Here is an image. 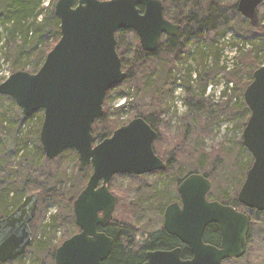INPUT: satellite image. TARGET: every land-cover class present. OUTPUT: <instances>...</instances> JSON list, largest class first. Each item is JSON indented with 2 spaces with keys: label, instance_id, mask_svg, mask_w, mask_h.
<instances>
[{
  "label": "water",
  "instance_id": "obj_1",
  "mask_svg": "<svg viewBox=\"0 0 264 264\" xmlns=\"http://www.w3.org/2000/svg\"><path fill=\"white\" fill-rule=\"evenodd\" d=\"M264 0H237V11L252 27L258 26L257 8ZM142 7L139 8V7ZM54 13L60 36L35 73L12 72L0 83V94L11 97L26 117L42 111L39 142L53 159L66 149L78 154V166L91 173L72 203L79 231L64 239L54 252L57 264H102L113 240L99 230L113 218L116 196L109 182L116 174L141 175L164 170L153 143L158 133L141 116L114 129L98 142L92 124L103 114L106 92L122 83L123 71L116 50L115 33L135 30L143 50L155 51L162 33L175 35L180 26L164 17L161 0H57ZM243 99L250 114L242 130V143L253 161L237 193L243 206L264 212V61L252 73ZM211 180L190 173L177 185L180 203H169L162 226L190 251L181 257L180 247L148 250L141 264H223L246 251L249 217L230 204L208 200ZM38 203L29 194L0 218V262L14 260L31 243L30 223ZM219 226V246L203 239L207 225Z\"/></svg>",
  "mask_w": 264,
  "mask_h": 264
},
{
  "label": "trees",
  "instance_id": "obj_2",
  "mask_svg": "<svg viewBox=\"0 0 264 264\" xmlns=\"http://www.w3.org/2000/svg\"><path fill=\"white\" fill-rule=\"evenodd\" d=\"M56 1L51 0L49 7L44 8L43 0H0V50H3L4 59L9 63L11 72L25 70L35 73L43 63L46 54L58 41L60 28L59 19L54 13ZM161 1L164 15L181 26L176 37L172 38L166 46L167 48L153 54H146L132 30L120 32L119 39L116 35V50L121 59L122 69L127 73L125 80L130 81L131 84L128 90H124V102L119 108H129L134 112L135 117H143L159 136L156 126L169 110L165 98L173 93L178 82L184 87V105L187 107L184 114L178 116L181 124L192 128L202 122L204 128L209 130L210 126L224 119L235 123L233 126L238 127L241 132L250 114L243 97L239 98L240 100H232L235 97L230 98L227 95V99L220 98L224 101L219 99L220 102L214 104L205 97L208 79L213 72L221 69L219 65L222 47L220 40L215 41V38L218 36L224 41L223 35L226 30H233L232 33L235 35L233 38L236 39L230 47L240 51L243 56L241 55L239 61H235L233 69L225 75L230 79L227 81L235 82L243 95L245 87L252 80L253 71L264 61V13L258 15V26L252 27L249 20L237 11V0L232 2H223V0ZM133 38L137 41L136 47L128 52V45L124 48V43L127 41L132 43ZM202 38L211 39L209 40L211 43L202 44L201 49L188 47V44ZM125 51L127 55L123 56ZM130 53H133L132 58L137 63L151 61V75L149 71H146L142 84L139 86L135 85L134 81L135 68H132L126 60L131 59L128 57ZM182 53L186 56L194 53L191 55L196 64L194 69L189 63L187 64ZM208 57H212L211 66L207 64ZM178 59L187 64L186 68L177 65ZM116 87L117 85L106 92L103 114L92 124V135L97 142L110 136V132L117 128V126L112 127V120L107 119L109 105L106 104L108 99L110 102L109 93ZM149 91L151 100L146 103V108H141L144 107L141 105L138 109L134 100L136 98L144 100ZM158 116H160L159 119ZM35 117L36 125L31 123ZM42 119L43 113L37 111L28 117L24 116L11 97L0 94V218L14 210L29 194L38 196L34 219L40 214L42 218L37 230L33 226L34 219L30 223L31 243L25 253L14 260L0 262V264H57L54 260L55 249L64 239L79 231L74 222L72 203L84 188L92 170L89 166L83 171L77 169L76 174L71 176L66 173L65 168L62 169L69 159L77 162L78 154L74 149H66L53 159L45 156L39 142ZM29 142H33V147L28 145ZM237 146V153L243 158L238 160L237 157L238 162L233 164V169L228 168L229 170L223 172L230 181H234L237 175L242 173L239 184L234 189L235 192L238 191L253 161L251 154L242 144L241 135L239 142L233 147ZM202 151L203 159L199 160L201 164V166L198 165L199 168L192 167L190 163H187V166L178 164V159L172 151L165 159L166 169L152 173L155 176L158 175L162 183L158 185L154 182V185L145 184L146 186L143 187H135V207H133L135 213L132 217L139 213L144 215L148 210H155L157 217L162 218L165 207L179 199L176 192L178 183L190 173H202L213 181V176H218L215 163L210 167V171H200V167L203 168L211 162L210 154L205 150ZM245 158L246 160L249 158V164H246ZM150 174H116L111 178L109 188L114 178L124 176L134 180ZM171 186L174 189H171ZM208 196L212 199V192H209ZM213 198L227 204L239 205L235 195L226 198L222 192V199L218 196ZM49 205L56 206L57 211L47 214ZM256 215L264 216V212L256 211ZM145 226L139 227L134 223L112 218L106 227H100L99 230L113 240L110 253L102 264H141L145 261V253L148 250H170L176 247H180L182 258L190 257L189 248L177 237L168 234L162 224L156 228ZM58 227H63L64 230L60 241L54 244L52 240ZM203 239L209 243L218 241L217 224L211 223L206 226Z\"/></svg>",
  "mask_w": 264,
  "mask_h": 264
},
{
  "label": "rangeland",
  "instance_id": "obj_3",
  "mask_svg": "<svg viewBox=\"0 0 264 264\" xmlns=\"http://www.w3.org/2000/svg\"><path fill=\"white\" fill-rule=\"evenodd\" d=\"M226 1L232 2L233 0H223V2ZM50 3L51 0H43L42 6L44 8L49 7ZM257 10H258V15L264 13V3H262L257 8ZM232 32L233 30L230 29L226 30V32L223 35L224 41H222V39L219 38L218 36L215 38V41L220 40L219 42L221 43V47H222V58L219 65L221 69L211 74V77L208 79L207 89L205 91V97L213 104L216 102H220L219 101L220 98L216 99L215 98L216 95L215 94L212 95V91L208 90L210 84L212 86L220 85L224 87V85H222L223 83L231 82L232 84L231 87L228 86L230 88L229 92L227 91L228 89L225 90L228 96H230V98L231 96L235 97L232 100H240L239 98L243 97V95L241 94V89L235 85V82L227 81L230 79H228V77L225 75V73H229L233 69L235 61L236 60L239 61V58L243 56L240 53V51H237L233 47H230L232 42H235L236 39L233 38L235 37V35ZM127 40L129 41L130 39L128 38ZM209 40L211 39L202 38L194 41V43L192 44H188V47L191 46L194 47V49L200 48L202 44L211 43V41ZM128 41L125 42L124 45L127 44L128 45L127 51L131 52L132 49L136 47L135 44H137V41L134 38L132 39V43ZM215 44L219 46L218 43ZM164 48L165 47H163L162 50ZM242 50L245 51V49ZM2 51L3 50H0V81L5 78V75L7 73L10 74L12 73L9 63L4 59V55ZM184 54L183 56L185 57L187 64L189 63L194 69L196 67V64H194V61L191 57V55H193L194 53L187 56ZM125 55H127L126 51L123 56ZM132 56L133 53H130L128 57H130L131 59L128 58L126 60L127 62H129L132 68H135L136 75L134 81H135V85L139 86L142 84V79L143 77H145L144 74L146 71H149L151 75V71H152L151 61L145 63L140 61L137 63L135 59L132 58ZM263 56H264V52H263ZM166 57L169 58V56ZM179 59L177 61V65L181 68L183 67L186 68L187 64H185L184 61L181 62V60ZM134 62H135V67H133ZM181 63H183V65ZM207 64L209 66L212 65V57L207 58ZM193 76H195V73H193ZM180 81L181 80L179 79V82ZM129 85H131L130 81L124 80L122 83L118 84L116 88L112 89L111 92L109 93L110 102L108 99L107 100L108 103H106L109 105V106L106 105L108 108L107 119L110 121L112 120V127L117 126L118 128L119 126L125 124L127 121L135 117V115L133 114L134 112L129 110V108H124V109L119 108V106L122 105V103L124 102V98H125L124 90H128ZM184 97H185L184 87H182V85H180V83L177 82L174 87L173 93L169 94V96L165 98L166 106L168 107L169 110L166 111L165 116L161 121H159V124H157L156 126L158 128L159 136L153 143L155 153L165 160L169 157L170 153L174 151L173 155L178 159L177 161L178 164L180 163L183 164L184 166H187V163H190L192 167L195 166L199 168L198 165L201 166L199 160L201 158L203 159L202 150H205V152H208L210 154L211 162L203 166V168L200 167V171H210L209 169L211 166L214 165V163L216 164L218 170V176L217 177L213 176V181L211 180L212 182V186L210 190V192H212L211 198L214 199L213 197L218 196L220 197V199H222L221 198L222 192L224 193L226 198L233 197L234 195L236 197L238 191L235 192L234 189L236 185L239 184L242 173H239L237 175V178H235V180L237 179L236 181L235 180L230 181L224 176L223 172L225 170H229L228 168L233 169L234 167L233 164L235 162H238L236 161L237 157L238 160H241L243 158V156L241 158V156H239V154L237 153L238 146L235 148L233 147L236 143L239 142L240 135L242 138V131L240 132V129L238 127H234L235 125L233 126V124L235 123L224 119H222L218 123H215V125L210 126L209 130L204 128L202 122L201 124L197 123L198 125L192 126V128L190 126H185L181 124L180 123L181 121H179L178 116H182L187 109L186 105H184ZM224 99H227V97ZM150 100H151V93L149 91L148 93H146L144 100H142V98H136L134 101H135V105L138 106V109H140L141 105L144 106L141 107L144 109L146 108L145 107L146 103H148V101ZM37 112L42 113V111H37ZM159 117L160 116H158V119ZM31 123L36 125L37 123L36 117L33 118ZM112 132H110V135L112 134ZM28 145L30 147H33V142H29ZM245 160L244 162L246 163L247 161L246 164H249V158L246 161ZM64 168L67 174L74 176L76 174L77 169H79L78 159L77 162H75V160L73 159H69L68 162H65V164L63 165L62 169ZM152 173L149 176H145L144 178H137L134 180L124 176H120L112 180L110 191L113 192V194L116 196V199L118 201L116 209L113 214V218L115 220L134 223L139 227L146 225L145 227L148 228H156L162 224L163 217L162 218L157 217V213L155 212V210L154 211L148 210L146 211V213H144V215H141V213H139L137 216L132 217V215L135 213L133 212V207H135L134 205L135 187L138 186L143 187L146 186L145 184L154 185V182L155 183L157 182L158 185L162 183V181H159L158 175L155 176ZM171 189H174L173 186H171ZM176 192H177V187H176ZM47 211H48L47 214L55 213L57 211V208L54 205H49ZM256 217L258 216H252L250 222V240L247 244V248L244 255L239 259L226 261L225 264H264V216H260L258 218ZM40 219H42L41 214L39 215V217L34 219L33 226L35 230L38 229V226L41 223ZM63 230H64L63 227L57 228L52 240L54 244L59 242L60 239L62 238Z\"/></svg>",
  "mask_w": 264,
  "mask_h": 264
},
{
  "label": "flooded vegetation",
  "instance_id": "obj_4",
  "mask_svg": "<svg viewBox=\"0 0 264 264\" xmlns=\"http://www.w3.org/2000/svg\"><path fill=\"white\" fill-rule=\"evenodd\" d=\"M139 8H141L142 9V7L140 6ZM164 13V12H163ZM164 17L167 19V20H169V21H171L173 24H177V25H179L180 26V24H178V23H176V22H173L172 20H170V19H168L165 15H164ZM180 28H181V26H180ZM180 28H179V30H180ZM127 30H132V29H127ZM179 30H178V32H179ZM123 31H125V30H119V31H117L116 33H115V37H116V35H118L120 32H123ZM133 32H135V30H132ZM178 32L175 34V35H173V36H170V35H168V34H164V33H162L161 35H160V37H159V39H158V45H157V48H156V50L155 51H152V52H148V51H145V50H143L142 49V47H141V49L146 53V54H153V53H155V52H157V51H160L163 47H165V48H167L166 46H168L169 45V43H170V40L172 39V38H174V37H176V35L178 34ZM135 34L137 35V33L135 32ZM118 39H119V35H118ZM137 39H138V41H139V37H138V35H137ZM162 40H163V42H162ZM139 44H140V41H139ZM126 45L127 44H125L124 45V48L126 47ZM140 46H141V44H140ZM123 71H125V70H123ZM158 138V137H157ZM158 156V155H157ZM158 157H160V156H158ZM160 159H162L161 157H160ZM162 161L163 162H165V160L164 159H162ZM166 163V162H165ZM152 173V172H151ZM146 174V173H145ZM244 181V180H243ZM243 183V182H242ZM211 186H212V182H211ZM210 190H211V187H210ZM210 190L208 191V193H207V195H206V198L208 199V200H215V199H210L209 198V196H208V194H209V192H210ZM239 191V190H238ZM238 193V192H237ZM178 198H179V196H178ZM236 199H237V194H236ZM178 203H180V200L178 199V200H176ZM218 201V200H217ZM238 201V200H237ZM219 202H221V201H219ZM221 203H223V204H227L226 202H221ZM238 204L239 205H232L236 210H238V211H240V212H243V213H245V214H247V216L249 217V232H248V235H247V240H246V248H247V244H248V242H249V240H250V222H251V220H250V217H252V216H257L256 215V211L257 210H255V209H250V208H247V207H245V206H243L242 204H240L239 202H238ZM231 205V204H230ZM257 212H259V211H257ZM260 212H263V211H260ZM260 215H262V214H260ZM217 227H218V232H219V239H218V241H216L215 243H209V242H206V243H209V244H212V245H214V246H219L220 245V241H221V235H220V229H219V226L217 225ZM188 258H190V257H188ZM241 258V257H240ZM187 259V258H186ZM233 259H239V258H229V259H226V260H224L223 261V264H225V262L226 261H230V260H233Z\"/></svg>",
  "mask_w": 264,
  "mask_h": 264
},
{
  "label": "built area",
  "instance_id": "obj_5",
  "mask_svg": "<svg viewBox=\"0 0 264 264\" xmlns=\"http://www.w3.org/2000/svg\"><path fill=\"white\" fill-rule=\"evenodd\" d=\"M10 75V73H7L6 75H5V78L3 79V80H5L8 76ZM3 80H1L0 82H2ZM222 85H224V87L223 86H212L211 84L209 85V87H208V90L209 91H212V95L213 94H215L216 95V99H219V98H222V99H224V98H226V96L228 95L227 93H226V89H228L227 91L229 92V87L228 86H230L231 87V82H229V83H223ZM223 87V88H222Z\"/></svg>",
  "mask_w": 264,
  "mask_h": 264
}]
</instances>
